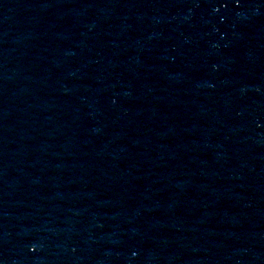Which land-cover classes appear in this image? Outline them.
<instances>
[{"label":"water","instance_id":"1","mask_svg":"<svg viewBox=\"0 0 264 264\" xmlns=\"http://www.w3.org/2000/svg\"><path fill=\"white\" fill-rule=\"evenodd\" d=\"M0 264H264V0H0Z\"/></svg>","mask_w":264,"mask_h":264}]
</instances>
